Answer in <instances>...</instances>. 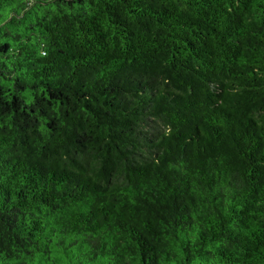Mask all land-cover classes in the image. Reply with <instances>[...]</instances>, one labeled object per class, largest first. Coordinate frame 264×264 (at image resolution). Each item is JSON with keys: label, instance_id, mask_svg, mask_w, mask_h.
Wrapping results in <instances>:
<instances>
[{"label": "trees", "instance_id": "16d2710c", "mask_svg": "<svg viewBox=\"0 0 264 264\" xmlns=\"http://www.w3.org/2000/svg\"><path fill=\"white\" fill-rule=\"evenodd\" d=\"M0 264H264V0H0Z\"/></svg>", "mask_w": 264, "mask_h": 264}]
</instances>
